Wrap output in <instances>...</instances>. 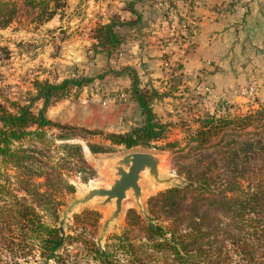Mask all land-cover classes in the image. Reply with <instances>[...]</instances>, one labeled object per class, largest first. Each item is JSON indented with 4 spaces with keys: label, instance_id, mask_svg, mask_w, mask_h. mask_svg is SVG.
<instances>
[{
    "label": "trees",
    "instance_id": "trees-1",
    "mask_svg": "<svg viewBox=\"0 0 264 264\" xmlns=\"http://www.w3.org/2000/svg\"><path fill=\"white\" fill-rule=\"evenodd\" d=\"M46 1L50 0H37V4L44 7L36 14L38 25L50 20L55 13L56 0H52L50 9L46 8ZM196 1L182 0L188 12L180 11L185 17L182 19L178 14L174 21L176 26L167 18L170 32H175L182 40L177 23L190 17ZM168 2L170 9L176 12L177 8ZM233 5L234 1L229 0L227 8ZM15 13V2L0 0V29L11 23ZM138 21L136 16L133 22ZM188 26H185L187 33ZM92 38L107 54L122 41L112 23L97 26ZM130 77L126 98L135 103L142 122L126 133L106 134L103 139L125 150L147 147L162 140L166 132V126L157 121L149 105L160 99L156 91H141L132 71ZM91 80L64 79L58 84L35 82L33 99L42 102L36 113L30 110L29 104L19 105L0 94V264H25L29 260L33 264H56L64 242L70 239L57 226V220L64 196L73 193L74 188L63 178L58 162L50 164L39 159L33 143L40 145L47 129L65 132L53 137L58 141L78 136L75 128L50 121L44 113L51 100L65 97L70 89L80 88ZM263 116L262 112L235 120H229L227 115L218 119L206 116L191 138L196 143L193 148L216 150L221 154L223 170L217 175L205 170L184 174L180 186L148 199L147 222L129 210L125 228L119 235L110 237L112 243L102 248L89 243L87 250L93 255L92 259L97 264H112L110 250L114 248L127 258V264H264V142L261 139L223 141L230 130L239 131L234 133L235 137L248 136L250 133L243 131L255 122L260 123ZM81 134L96 133L81 130ZM218 134L220 138L212 143ZM29 141L32 144L25 146ZM57 147L62 151L59 161L70 160L79 175L91 173L80 145L62 142ZM86 147L91 154L107 152L103 146L87 143ZM88 217L92 224L97 223L98 214L94 211H84L73 219L84 222ZM133 227L143 237L138 246L128 238Z\"/></svg>",
    "mask_w": 264,
    "mask_h": 264
},
{
    "label": "rangeland",
    "instance_id": "rangeland-1",
    "mask_svg": "<svg viewBox=\"0 0 264 264\" xmlns=\"http://www.w3.org/2000/svg\"><path fill=\"white\" fill-rule=\"evenodd\" d=\"M11 1L15 2L16 13L11 23L0 29V94L3 97L19 105L29 104L30 110L36 113L42 102L33 99L35 82L46 81L50 84H58L64 79H92L80 88L70 89L65 97L51 100L44 113L50 121L75 128V134L78 136L75 135L76 137L69 141H58L53 137L57 134L64 135L65 132L47 129L42 143L40 145L33 143V147L42 161L50 164L58 162L63 178L74 188L73 193L64 196L63 205L58 213L57 226L61 227L63 234L68 235L70 239L64 242L56 264H97L92 259L93 255L89 254L87 246L90 243L102 248L112 243L113 240L110 237L119 235L125 228V217L129 210H133L142 221L147 222L148 199L161 191L180 186L184 182V174L192 175L205 170L209 174L217 175L223 170L221 154H217L216 150L193 148L196 143L191 141V138L205 117L214 116L218 119L222 115H227L229 120H235L236 117H243L254 112L264 113V95H256L253 89L249 93L248 86L251 81L247 78L236 82L237 87L234 92L219 94L213 88L204 85L200 76L180 73L185 54L182 58L176 57L175 53L178 50L176 47L180 48L188 41L187 36L186 39L180 40V36L170 32L167 18L170 19V23H174L173 17L178 19L180 11L174 12L170 9L169 2L164 1L168 6L167 9L158 2L155 3L157 8L151 6L155 13L158 12L169 34L159 43L161 47L158 50L157 68L162 76L158 80H152L155 82H149L144 79L143 74L148 66L141 62L142 59L133 65L126 64L127 57L130 56L127 43L137 38L136 33L132 32L130 35L127 33V24L133 23V26H140L141 21L119 22L117 19H112L110 23L114 24V31L118 33L122 41L107 54L96 45L92 38L93 30L99 24L87 27L91 19L85 16L86 12L80 9L68 11L69 6L66 0H56L54 13L59 15L63 24L50 29L37 24L36 14L44 9L37 4V0L31 3L26 0ZM136 1L139 0H126L124 7L131 10L130 6ZM46 3L47 9L52 8V0ZM152 4L154 5V2ZM170 5L181 7L183 11L188 12V9L181 4H176V1H171ZM183 11L180 13L182 19L183 16L185 17ZM186 21L190 30L193 31L188 18ZM174 25L176 26V23ZM190 36L193 38V34ZM182 49L187 51V45ZM164 62L167 63L166 69L163 66ZM131 71L136 75L138 88L141 91L154 90L159 96L160 99H156V102L152 101L149 105L157 121L166 126V132L162 140L152 142L147 147L125 150L122 146L109 145L103 140L104 135L122 134L123 130L128 132L131 128L140 125L143 118L130 98L119 102H105V99L111 93L128 91ZM125 109L128 110L129 115L125 114ZM127 121L131 125L126 123ZM81 130L93 131L96 134L83 135ZM243 132L250 134L235 137L234 133L238 134L239 131H227L223 141L261 139L264 142V116L260 123H253ZM256 132L257 134H254ZM220 136L221 134H218L214 137L212 143L216 142ZM62 142L80 145L83 159L91 173L85 172L79 175L75 173L70 160L59 161L62 151L57 146ZM87 143L103 146L107 152L91 154L86 147ZM30 144L32 142L29 141L24 145ZM166 144L171 145L167 147ZM131 152L156 155L159 158L158 179L152 181L146 176L142 178L140 198L135 201L128 195L122 203L120 216L109 222L102 232V226L112 211L110 206H102L101 200L97 198L84 205L72 204L81 200L89 188L106 187L111 182L112 162ZM83 178L86 179L83 180ZM84 211L96 212L97 223L92 224L89 217L84 222L73 219L75 215ZM128 238L136 246L143 242L142 234L136 227L132 228ZM110 251L112 264H127V258L120 250L111 248ZM25 264L33 263L29 260Z\"/></svg>",
    "mask_w": 264,
    "mask_h": 264
},
{
    "label": "crops",
    "instance_id": "crops-1",
    "mask_svg": "<svg viewBox=\"0 0 264 264\" xmlns=\"http://www.w3.org/2000/svg\"><path fill=\"white\" fill-rule=\"evenodd\" d=\"M66 1L68 11L80 9L86 12L85 16L91 19L87 27L107 25L112 19L130 22L128 20L139 17L140 26L129 23L126 27L129 35L134 32L137 36L136 40L127 43L130 56L126 64L133 65L142 59L141 62L148 66L144 79L149 82L160 79L162 73L157 68L159 43L164 41L161 39L169 34V30L152 7L157 2L162 5L164 1L177 0H139L130 6L131 10L124 7L126 0ZM233 1L232 8H227L228 0L194 2L188 17L193 27V38L187 45L180 73L200 76L204 85L219 94L234 92L236 82L247 78L251 81L249 89H253L256 95H264V0ZM176 8L177 11L182 10L181 7ZM60 24L63 21L55 14L42 26L50 29ZM125 111L129 115L128 110ZM126 123L130 124L129 121Z\"/></svg>",
    "mask_w": 264,
    "mask_h": 264
},
{
    "label": "water",
    "instance_id": "water-1",
    "mask_svg": "<svg viewBox=\"0 0 264 264\" xmlns=\"http://www.w3.org/2000/svg\"><path fill=\"white\" fill-rule=\"evenodd\" d=\"M159 158L144 152H131L116 158L111 164V182L106 187H91L82 199L72 205H84L97 198L102 206H110L112 211L101 231L106 225L116 220L122 211V203L130 195L135 201L140 198V181L145 176L152 181L158 179Z\"/></svg>",
    "mask_w": 264,
    "mask_h": 264
},
{
    "label": "built area",
    "instance_id": "built-area-1",
    "mask_svg": "<svg viewBox=\"0 0 264 264\" xmlns=\"http://www.w3.org/2000/svg\"><path fill=\"white\" fill-rule=\"evenodd\" d=\"M180 3H182V0H177L176 1V4H180ZM164 7L163 8H165V9H167L168 8V6L166 5V3L165 2H163V4H162ZM185 20H182L180 23H179V25H177V28H179V30H180V34H181V37H183L184 39H186V36H187V43L186 44H182L183 46H180V48H177L176 47V49H178V50H176V53H175V55H176V57H178V58H182L183 57V55L185 54V52L186 51H184L182 48H184L185 47V45H190L192 42H191V40H192V37L190 36V34H193V32H192V30H190V27L188 26V33H187V28L185 27L186 26V24H188L187 23V21H186V18H184ZM177 19H176V17H173V21H176ZM189 34V35H188ZM180 40H182L181 38H180ZM163 66H164V69H166V66H167V63L166 62H164L163 63ZM248 92L250 93L251 92V89H249L248 90ZM126 99V94L125 93H123V92H114V93H111V95L108 97V98H106L105 99V102H113V101H117V102H119V101H124Z\"/></svg>",
    "mask_w": 264,
    "mask_h": 264
}]
</instances>
